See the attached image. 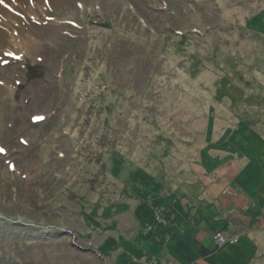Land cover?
I'll list each match as a JSON object with an SVG mask.
<instances>
[{"label":"rangeland","instance_id":"rangeland-1","mask_svg":"<svg viewBox=\"0 0 264 264\" xmlns=\"http://www.w3.org/2000/svg\"><path fill=\"white\" fill-rule=\"evenodd\" d=\"M45 2L0 1V264L233 256L239 216L211 250L176 217L246 211L218 192L239 169L264 183V0Z\"/></svg>","mask_w":264,"mask_h":264},{"label":"crops","instance_id":"crops-1","mask_svg":"<svg viewBox=\"0 0 264 264\" xmlns=\"http://www.w3.org/2000/svg\"><path fill=\"white\" fill-rule=\"evenodd\" d=\"M222 159L223 161H221L220 164L228 163L225 158ZM242 171L243 169H239L237 171V179L240 175L239 172L242 173ZM237 179H235L234 183L236 186H233L231 183L222 186L221 189L218 190V192L220 191L219 193H224V191L229 187L234 188L235 191L239 194V198H243L239 202H241V204L243 205H246V211L241 212V208L239 207L240 205L238 206V203L234 208H220L219 211H216L215 214H210V221L208 220L209 223L207 221L205 223L197 221V217L193 213H186L187 216L185 215L186 217H184V219L176 216L175 217L177 218V220H179L180 224L184 225V228H186L188 234L199 235L202 238L200 244L201 249H210L209 241L210 239L213 240L214 232L216 230L218 231V228L220 226L223 227V224H226V217L228 215H231L230 218H233V216H235L236 219L239 216L237 220L238 224L236 223V225L232 226L231 229H229V234L239 236L240 241L234 246L228 245L229 247H231V253L234 252V254H232L233 256L229 255L228 253L223 255L219 254V257L215 256V258L217 257V259L221 257L220 259H218V264H248L249 260L246 256H244V253L245 251L249 252L250 250H253V254L255 255L253 257L251 256L249 259H255L257 257L256 260L259 261V264H264V183H261L260 186L257 187V189L252 190L248 186H242L241 184H238ZM208 206H211L210 203L208 204ZM214 227H216L217 229L215 230ZM227 229V227L224 228L225 231ZM174 232L177 233V230L175 229ZM240 244H243V247L239 248ZM205 255H209V253H206ZM196 256L201 257L199 251L197 252ZM250 264L255 263L254 261H251Z\"/></svg>","mask_w":264,"mask_h":264},{"label":"trees","instance_id":"trees-1","mask_svg":"<svg viewBox=\"0 0 264 264\" xmlns=\"http://www.w3.org/2000/svg\"><path fill=\"white\" fill-rule=\"evenodd\" d=\"M195 34H199V33H195ZM36 72H39V70H38V67L37 66H30L29 67V74H34V73H36ZM36 77V76H35ZM106 82V81H105ZM104 82V83H105ZM85 88V87H84ZM83 89V88H82ZM98 89H100V93H101V95L99 94L98 96H96V97H93V98H90V94H91V91L90 92H86V89H84L81 93H77L76 94V96H79L80 98V101L81 102H79V100H78V102L80 103L79 104V106H78V108H77V112L78 113H81V111H82V106H84V105H89V103H90V107L89 108H87V112L88 113H90V114H92V109L94 108V109H96V105H95V103H97L98 102V100L100 99L101 100V98H103V96L105 95V91H106V89H107V84L105 85V84H103V85H101V84H99L98 85ZM87 100H88V102H87ZM90 100V101H89ZM101 103V102H100ZM100 103H99V105H100ZM95 105V106H94ZM80 108H81V110H80ZM99 108V107H98ZM98 114H100V113H98ZM96 115H97V113H96ZM93 116H95V115H91V117L90 116H87V118H85V120H88L89 121V119H91V118H93Z\"/></svg>","mask_w":264,"mask_h":264},{"label":"built area","instance_id":"built-area-1","mask_svg":"<svg viewBox=\"0 0 264 264\" xmlns=\"http://www.w3.org/2000/svg\"><path fill=\"white\" fill-rule=\"evenodd\" d=\"M218 236H220V238H222L223 240L225 239V240H227L226 238H225V236L223 237V236H221V235H218ZM237 241V239L236 238H232L231 240H230V242H236ZM227 242H228V240H227Z\"/></svg>","mask_w":264,"mask_h":264},{"label":"bare ground","instance_id":"bare-ground-1","mask_svg":"<svg viewBox=\"0 0 264 264\" xmlns=\"http://www.w3.org/2000/svg\"><path fill=\"white\" fill-rule=\"evenodd\" d=\"M49 1V3L51 4L52 2L54 3L56 0H48ZM192 40H194V41H198L197 39H195V38H193Z\"/></svg>","mask_w":264,"mask_h":264}]
</instances>
